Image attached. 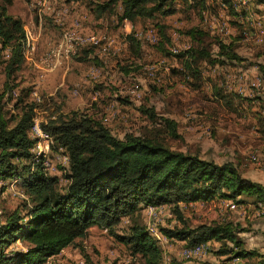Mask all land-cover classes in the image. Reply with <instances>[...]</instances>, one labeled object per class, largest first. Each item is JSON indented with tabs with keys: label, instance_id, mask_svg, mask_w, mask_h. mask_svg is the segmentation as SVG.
Returning <instances> with one entry per match:
<instances>
[{
	"label": "rangeland",
	"instance_id": "obj_1",
	"mask_svg": "<svg viewBox=\"0 0 264 264\" xmlns=\"http://www.w3.org/2000/svg\"><path fill=\"white\" fill-rule=\"evenodd\" d=\"M105 1L50 0L52 7L66 8L69 14L77 13L76 21H79L81 31L76 32L94 34L104 43L100 44L101 47L77 49L51 71L42 66L37 71L38 68L29 61L44 56L63 31L71 26L57 25L56 22L62 20L58 17L53 22V14L48 13L44 0H14L7 6V14L20 18L24 21V28L30 32L34 29V32H40V36L33 55L29 56L28 52L26 57L23 51L24 61L20 69L8 78L9 83L12 80L11 84L17 86L12 94H5L0 99L2 111L18 113L19 106L15 108V103L19 98L28 103L36 99L41 104L35 107L33 122L41 124L49 118L54 103L59 105L61 113H87L121 138L126 132H151L150 120L141 109L153 107L158 115L177 123L179 138L167 137L171 148L197 153L217 163L230 161L242 176L264 187V139L256 131L253 113L260 107L257 101L249 102L238 97H254L264 91V6L253 0H228L229 3L207 0L208 9L198 12L182 0H175V13L120 23L115 14L121 10L120 1L113 5V10L97 13V7ZM191 27L204 33L200 42L183 33ZM163 32L169 42L161 37ZM129 33L139 41V56H134L129 47L126 39ZM219 42L231 45L232 51L242 59L223 65L202 60L203 78L199 88L191 85L194 82L191 78L188 83L172 73V69L181 68L182 59L176 55L179 51L194 45L204 46L214 58L218 55ZM159 43L164 45L167 55L157 49ZM2 49L0 94L7 79L3 61L10 55L8 46ZM52 74L55 77L48 82ZM216 87L228 95L232 104L228 106L216 99ZM98 90L100 96L93 100L94 92ZM44 140H47L49 152L45 172L57 177L55 189L64 193L69 183L66 178L69 173L67 154L62 148L52 149L51 137ZM42 145L41 158L44 157ZM15 163L20 165L17 160ZM239 199L242 202L216 196L207 201L179 203L183 221L174 213L171 204H139L133 219L145 226L157 240L165 263L172 258L181 264L215 262L219 259L215 251L221 242L210 240L194 245V251L187 252L193 246H188L185 241L165 239L158 227H195L203 223L229 222L238 227L237 236L242 247L264 253V201L246 193L236 198ZM32 203L18 178L0 181V224L6 223L12 214L25 215ZM133 219L129 215L120 217L113 233L103 225L91 226L84 237L76 238L73 244L48 258L44 264H145L140 254H132L128 246L114 235L124 232ZM26 248L27 243L17 238L6 247L5 253L13 254Z\"/></svg>",
	"mask_w": 264,
	"mask_h": 264
},
{
	"label": "trees",
	"instance_id": "obj_2",
	"mask_svg": "<svg viewBox=\"0 0 264 264\" xmlns=\"http://www.w3.org/2000/svg\"><path fill=\"white\" fill-rule=\"evenodd\" d=\"M13 1L0 0V52L6 46L10 48L9 57L3 61L7 79L0 99L16 88L8 78L20 69L27 49L24 21L6 13ZM118 1L121 10L115 14L120 23L176 12L175 0H106L97 7V13L113 10ZM182 1L198 12L208 9L207 0ZM253 1L264 6V0ZM183 33L195 42H200L204 35L194 27ZM161 37L165 42L170 40L164 32ZM126 39L133 55L139 56V41L131 33ZM231 48L219 42L218 55L214 58L204 46L194 45L179 51L176 55L182 59L181 68L172 69V73L188 83L191 78L194 81L191 85L199 88L203 78L202 60L223 65L242 59ZM157 49L168 54L162 43ZM214 95L228 106L232 104L220 88L214 89ZM238 97L258 102L260 109L253 113L256 131L264 139V91L254 97ZM32 102L19 98L15 108L19 106L20 112L15 114L2 111L0 104V181L18 178L33 201L25 215L12 214L6 223L0 224V264H44L49 257L73 244L76 238L84 237L93 225H103L113 233L120 217L129 215L133 219L139 204H171L174 213L183 221L179 203L207 201L216 196L242 202L236 198L243 193L264 201L263 185L242 176L232 162L217 163L197 153L171 148L167 137L179 138L177 123L158 115L153 107L141 109L150 120L151 132H126L120 138L87 113H61L59 105L51 102L54 109L49 112V118L41 122L40 128L48 139L53 138L52 149L62 148L68 157L66 178L69 183L61 193L55 189L57 177L45 172L43 153L35 155L32 152L35 139L29 130L35 107L41 104L36 99ZM158 230L165 238L185 241L188 246L210 240L221 242L215 251L219 259L207 264H264V253L242 247L237 236L238 227L229 222L158 227ZM114 235L132 254H140L145 264H181L174 258L165 263L157 240L134 219L124 232ZM17 238L27 243L26 250L6 254V247Z\"/></svg>",
	"mask_w": 264,
	"mask_h": 264
},
{
	"label": "bare ground",
	"instance_id": "obj_3",
	"mask_svg": "<svg viewBox=\"0 0 264 264\" xmlns=\"http://www.w3.org/2000/svg\"><path fill=\"white\" fill-rule=\"evenodd\" d=\"M69 34H70L71 39H79V38L80 39L78 40L77 43H71L70 52H64V40H62V38L64 35H69ZM27 36H28V34H27ZM100 44L103 45L104 43L102 44L101 39L98 36H96L94 34H87V35L82 36L81 33L76 32V30H72V26H71V29H65L63 31V33H62L61 37L58 39L57 43L55 45H53L44 56L49 55V57H51V58H49V69L53 70L54 68L59 66L63 62V60L68 59V57H70V55L74 54V52L78 48L98 47V46H100ZM27 47H29L28 43H27ZM27 49H31V44H30V48H27ZM103 50H105L104 46H103ZM33 124H36V129L38 130V132H32V126H31L29 131L32 132V135L30 133V136L35 139V143H34V146L32 149H33L35 155H41L42 154V151L40 149L41 138L47 139V136L41 130L40 124L37 121H34ZM187 252H188V249H187Z\"/></svg>",
	"mask_w": 264,
	"mask_h": 264
},
{
	"label": "crops",
	"instance_id": "obj_4",
	"mask_svg": "<svg viewBox=\"0 0 264 264\" xmlns=\"http://www.w3.org/2000/svg\"><path fill=\"white\" fill-rule=\"evenodd\" d=\"M44 4H45V6H47L46 8H47V10L49 11L48 13L49 14H53L52 16H53V22H56L55 21V17H58V18H62V20L60 19L58 22H56V24L57 25H63V27H69V26H72V24L74 23V21H76L77 20V13L76 14H73L72 12L69 14V12L67 11V9L66 8H60V7H58V8H55V7H52V5H51V3H50V0H44ZM46 10V11H47ZM31 26V25H30ZM33 26V25H32ZM25 29V31L27 32V34H28V36H27V43H28V45H29V47H30V44L33 42V37L31 36V35H33V32H30V30L27 28V27H25L24 28ZM63 29V28H62ZM40 36V35H39ZM29 47H27V48H29ZM79 49V48H78ZM28 51H26V53H25V55H26V57H28ZM30 56V55H29ZM41 58H42V56H40L39 58H37V59H35V58H33L32 59V61H29V63L31 64V65H33L36 69L39 67L40 68V61H41ZM39 68L37 69V71H39ZM41 69V68H40ZM66 70H67V68L65 69V70H63V80H64V77L66 76ZM54 72V71H53ZM47 73H51V72H46V74ZM65 74V75H64ZM54 77H55V74L53 75L52 74V76H50L48 79H47V81L48 82H50V81H52L53 79H54ZM74 89H75V87H74ZM54 91H51V93H53ZM75 93L76 92H78V89L77 90H75L74 91ZM50 93V94H51ZM95 93V95L92 97V99L93 100H96V97L97 96H100V92H99V90L98 91H95L94 92ZM52 111V110H51ZM49 112V110L47 111V112H45L44 113V115H46L47 113ZM166 239V238H165ZM182 242H184V241H182ZM194 247V246H193ZM190 248H192V247H190ZM190 248H188V249H190ZM61 252H59L58 254H60ZM58 254H56V255H58ZM56 255H53V256H51V257H54V256H56ZM51 257H49V258H51ZM186 259V258H185ZM48 260V259H47ZM47 262V261H46Z\"/></svg>",
	"mask_w": 264,
	"mask_h": 264
},
{
	"label": "built area",
	"instance_id": "obj_5",
	"mask_svg": "<svg viewBox=\"0 0 264 264\" xmlns=\"http://www.w3.org/2000/svg\"><path fill=\"white\" fill-rule=\"evenodd\" d=\"M72 30H80L79 21H75L72 24ZM87 34H90V33H82V36L83 35H87ZM39 35H40V32H34V29H33V42L31 43V49H26V51H29V55H33V52H35L36 45L38 43V36ZM79 39H71L70 34L69 35H64L63 38H62V40H64V52H70L71 43H77ZM49 58H51V57H49V55L42 56L41 61H40V66H42L46 70H50L51 71L52 69H49ZM34 94H36V92H34ZM32 132H38V130L36 129V124H32ZM32 132H30L31 135H32ZM51 139H53V138H51ZM46 141L47 140H44L43 138H41V143L43 144V150H44V157H43V165H44V167L47 164L45 159L47 158V155L49 154V152H48V150L46 148ZM194 249L195 248L192 247V248L188 249V251H194ZM185 253H187V252H185Z\"/></svg>",
	"mask_w": 264,
	"mask_h": 264
}]
</instances>
